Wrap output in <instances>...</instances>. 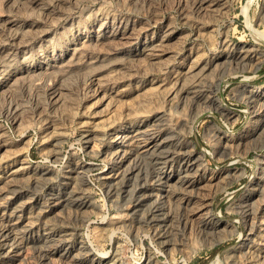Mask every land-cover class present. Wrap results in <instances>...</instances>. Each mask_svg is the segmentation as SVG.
Listing matches in <instances>:
<instances>
[{"label": "rangeland", "instance_id": "obj_1", "mask_svg": "<svg viewBox=\"0 0 264 264\" xmlns=\"http://www.w3.org/2000/svg\"><path fill=\"white\" fill-rule=\"evenodd\" d=\"M0 264H264V0H0Z\"/></svg>", "mask_w": 264, "mask_h": 264}, {"label": "bare ground", "instance_id": "obj_2", "mask_svg": "<svg viewBox=\"0 0 264 264\" xmlns=\"http://www.w3.org/2000/svg\"><path fill=\"white\" fill-rule=\"evenodd\" d=\"M140 138V137H139ZM132 139V138H131ZM124 149V148H123Z\"/></svg>", "mask_w": 264, "mask_h": 264}]
</instances>
